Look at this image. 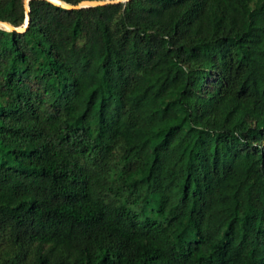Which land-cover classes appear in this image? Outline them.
I'll return each mask as SVG.
<instances>
[{
  "label": "trees",
  "instance_id": "obj_1",
  "mask_svg": "<svg viewBox=\"0 0 264 264\" xmlns=\"http://www.w3.org/2000/svg\"><path fill=\"white\" fill-rule=\"evenodd\" d=\"M28 6L0 28V264H264V0Z\"/></svg>",
  "mask_w": 264,
  "mask_h": 264
},
{
  "label": "water",
  "instance_id": "obj_2",
  "mask_svg": "<svg viewBox=\"0 0 264 264\" xmlns=\"http://www.w3.org/2000/svg\"><path fill=\"white\" fill-rule=\"evenodd\" d=\"M29 1L30 0H25L27 19H26V22H25L23 27L16 28L8 22L0 21V28H3V29L8 30V31H16L19 33L25 32L28 29L30 22H31L30 15H29L30 9L28 6ZM47 1L53 3L56 6H61L65 9H68V10H79V9H84V8H94V7L106 6V5H110V4L127 3L131 0H85V1L80 2L77 5H70V4L62 2L60 0H56L57 2H55L54 0H47Z\"/></svg>",
  "mask_w": 264,
  "mask_h": 264
},
{
  "label": "rangeland",
  "instance_id": "obj_3",
  "mask_svg": "<svg viewBox=\"0 0 264 264\" xmlns=\"http://www.w3.org/2000/svg\"><path fill=\"white\" fill-rule=\"evenodd\" d=\"M56 2V1H55Z\"/></svg>",
  "mask_w": 264,
  "mask_h": 264
}]
</instances>
